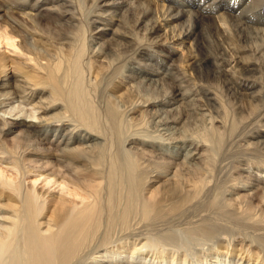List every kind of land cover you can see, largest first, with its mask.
<instances>
[{"label": "bare ground", "instance_id": "1", "mask_svg": "<svg viewBox=\"0 0 264 264\" xmlns=\"http://www.w3.org/2000/svg\"><path fill=\"white\" fill-rule=\"evenodd\" d=\"M0 264H264V0H0Z\"/></svg>", "mask_w": 264, "mask_h": 264}, {"label": "rangeland", "instance_id": "2", "mask_svg": "<svg viewBox=\"0 0 264 264\" xmlns=\"http://www.w3.org/2000/svg\"><path fill=\"white\" fill-rule=\"evenodd\" d=\"M132 1H135V0H132ZM80 4H81V6H83L82 7V9L83 10H86V5H85V3L84 2H82V1H80ZM110 30H108V32H109ZM153 52H152V55L154 54V55H158V58L159 59H161V60H164V61H166V54L164 53V52H161V51H159V49L158 48H155L154 50H152ZM174 61L176 62L177 61V59H178V56H174ZM171 62L172 61H170L169 63H168V65H171ZM202 124V122L200 123V121H198V123L196 124V125H198V127L197 128H200V129H198V130H202L203 129V127H201V126H203V125H201ZM260 174V173H259ZM156 225V224H155ZM162 225H163V228H161L162 227ZM172 225H174L173 223H172ZM157 226V227H156ZM155 226V228H158L157 230L159 231V233H161V232H163V231H165L166 229H167V224H161V226L159 225V224H157ZM170 226H171V224H170ZM153 229L152 231L153 232H155V230L156 229ZM166 228V229H165ZM159 229H161V230H159ZM157 232V231H156ZM155 232V233H156ZM158 233V232H157ZM214 243V244H213ZM208 245H206V244H204L202 247H204L205 248V246H206V249H210V248H213L215 245H217V242H211V243H207Z\"/></svg>", "mask_w": 264, "mask_h": 264}]
</instances>
